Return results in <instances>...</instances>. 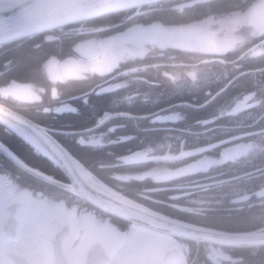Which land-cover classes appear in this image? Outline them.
Here are the masks:
<instances>
[{"label":"flooded vegetation","instance_id":"1","mask_svg":"<svg viewBox=\"0 0 264 264\" xmlns=\"http://www.w3.org/2000/svg\"><path fill=\"white\" fill-rule=\"evenodd\" d=\"M217 41H184L199 48L186 47L182 42L149 47L155 64L164 65L161 72L186 95L211 94L216 89L213 86H221L215 95L234 79L220 94L229 88L228 104L224 109H214L215 116L228 120L216 124L212 152H203L204 145L186 147L183 140L179 141L180 134L173 139V128L184 130L176 122L185 113L162 123L169 141L162 151H156L151 138L114 136L119 126H110L101 138L80 142L88 152L80 153L77 144L70 149L90 176L123 200L152 211L175 208L182 194L211 185L237 194L224 202L225 207L264 209V200L243 198L253 191L264 196V164L254 168L253 155L247 152L252 143L264 142V86L250 85L248 76L252 73L247 71L253 69L246 67L264 51L261 47L252 51L255 43L232 47L230 42ZM196 71H203L202 79ZM127 84L124 79L123 86ZM100 90V94L108 91L104 87ZM260 155H264V147L255 157ZM205 158L217 161L213 168L200 167ZM46 165L45 173L69 182L51 161ZM56 188L7 163L0 169V197L4 198L0 199V264H166L164 253L173 246L181 252L175 264H264V246L222 249L197 244L112 216L90 202L79 216L75 209L69 211L63 205L52 210L43 190Z\"/></svg>","mask_w":264,"mask_h":264},{"label":"trees","instance_id":"2","mask_svg":"<svg viewBox=\"0 0 264 264\" xmlns=\"http://www.w3.org/2000/svg\"><path fill=\"white\" fill-rule=\"evenodd\" d=\"M179 1L184 0L164 1L145 6L142 8L145 9V12L141 14L134 13L133 10H130L127 12L110 14L100 18V20L95 19L96 21L93 20L84 23H95L97 27H100L105 23L104 19L109 20L115 18L120 21V24L116 27L130 25L136 22L150 23L153 21H159L163 24H183L212 14H221L244 9L255 0H199L192 5L186 4L181 7L175 5ZM110 30L111 28H109V31ZM100 31L78 33L76 35H68V33L62 34V38L53 41H40L38 40V36L37 39L29 42H20L13 46H3L0 49V88L7 86V84L12 81H31L42 84L45 87L42 88L44 92L47 91L46 96L50 97L49 99L53 101L52 107L61 104L60 99L68 100L70 97L76 96L73 100L76 104V108L72 110L66 109L62 112H49L48 110L47 112L35 103L23 104L18 107L11 106L19 111H21L19 107H25L24 109H26V111L28 110L36 121L55 128L71 130L82 129L94 123L96 121L95 119L98 117L97 106L104 102V97L102 94H97L96 92L89 94L90 90H96L102 83L112 81V78H110V76L92 74L83 79L67 80L54 84L50 81L47 82L48 80L43 74L44 70L42 63L51 56L64 58L71 53L72 43L74 41L82 40L95 34L101 36L103 33ZM155 62L156 60H154L151 55L123 62L117 70L119 74L116 75V77H118L116 81L125 79L126 81L128 80V84L120 87L116 91L104 95L114 96L118 94L123 98L125 109L130 108L129 110H136L135 112L131 111L134 114H145L175 102L185 101V97L196 98L197 104H201L209 99L213 93L221 87L217 88L213 86V88L216 89L211 94H205V91H203V94H195L194 96L186 95L179 91L174 81L161 72L160 68L164 65L155 64ZM246 67L247 69L264 67V54L253 58L247 63ZM138 75H143L144 78L138 80L136 77ZM248 77H250L249 83L252 87L262 88L264 86V71L249 74ZM222 82L223 81H221L220 84ZM120 90L127 92V95H130V97H122ZM53 92H57L56 94L58 97L51 96ZM137 92L138 94L133 95ZM224 93H229V88ZM87 94L91 95L89 104L83 101L84 95ZM218 98L208 106L200 109L190 106L177 107V110L182 108L186 111L188 109L190 113L185 114L184 118L176 122L178 126L184 130L173 128V139H176L178 134H180L179 141L183 140L186 147L204 145L205 149L203 152H212V142L214 136H216L215 126L219 121L222 123L223 120H228L226 116H215L216 113L213 104ZM128 99H131V101L128 103L124 102ZM123 118L126 120L132 119L133 121H140L141 123L139 125H136L135 122L133 123L142 130H138L137 127L129 124L128 126L126 125L125 129L121 132H131L135 133L136 136L151 139L155 137V133L157 132L158 135H160L157 138L164 137L163 131L158 129L155 130L154 128L151 129L149 125H147L149 119H135L127 116ZM55 136L69 145L72 143L74 144L78 137V135L73 134H55ZM0 140L9 146L15 153L23 156L29 163H36V160L31 156L36 154L33 147L1 122ZM179 146L180 144H178V147ZM78 149L82 153L88 152L84 146L79 145ZM263 164L264 155L252 157V165L254 168H260ZM236 195L237 194L234 192L220 191L213 187V185L206 188L202 187L201 189L195 188L179 197V205L177 207L166 208L161 211L174 218L212 229L253 231L264 228V209L262 210L260 207L255 206L245 208L225 207L224 202L227 203L231 201ZM245 196H250V198L247 199L249 201L264 200V196L261 197L260 194H257L255 191L243 194V198H245Z\"/></svg>","mask_w":264,"mask_h":264},{"label":"water","instance_id":"3","mask_svg":"<svg viewBox=\"0 0 264 264\" xmlns=\"http://www.w3.org/2000/svg\"><path fill=\"white\" fill-rule=\"evenodd\" d=\"M159 1L163 0H0V44L41 33L69 23L87 20L114 11L139 7ZM233 80H231V82ZM231 82H229V84ZM228 85L217 92L208 101L196 107L208 105L223 92ZM180 104L190 103L184 102ZM111 117L112 116L107 117L100 124L86 130L60 131L44 127L23 114L0 103V120L19 129L48 152L69 177L71 181L70 185L60 183L28 167L19 161L1 143L0 152L22 169L41 179L73 190L80 189L84 192L87 201H90L110 214L129 221L177 237L195 240L196 242L204 241L229 247H256L264 245V231L236 233L202 228L162 217L119 199L86 176L81 171L74 157L51 134V132H87L103 125ZM179 258L180 252L177 247L169 249L164 255V261L170 264L177 262Z\"/></svg>","mask_w":264,"mask_h":264},{"label":"rangeland","instance_id":"4","mask_svg":"<svg viewBox=\"0 0 264 264\" xmlns=\"http://www.w3.org/2000/svg\"><path fill=\"white\" fill-rule=\"evenodd\" d=\"M242 10V11H241ZM158 26V29L156 28H145V29H139V28H121L115 31V33L119 31H124L116 36H114L110 40H93L90 41L82 46H78L79 49V56L73 59L66 60L65 62L56 61L55 59H49L46 62H43V69L46 70V72L50 75H54V73L57 75L61 71V75L59 74L58 77H69V78H77L81 76L85 71L93 72H109L115 67L117 68L121 64V60L125 58L130 57H136L141 56L145 53V50L149 48L150 46L153 47L155 45H162V44H176L179 45L181 42L184 45H187L186 47L191 48H199L191 46L190 44L184 43L187 39H195L197 41H203L206 40L208 42H216L222 41L225 43L230 42L231 46H240V43L245 42V36L241 33L240 29L242 26L245 28L251 29L252 33L254 34L255 39L257 37H260L264 35V0H257L253 2L250 6H247L244 9L235 10L231 12L221 13V14H212L208 17L191 23L186 26H173V27H164L163 25L155 24ZM114 33V32H112ZM170 36L165 38L164 35ZM173 39V40H172ZM177 40V41H174ZM217 41V42H218ZM264 40L256 43L253 46L252 51H256L257 48H260L264 51ZM263 45V46H262ZM261 50V51H262ZM220 50L219 52H221ZM39 64V63H38ZM196 73L199 74L198 79H202L203 71H196ZM54 75L53 77H56ZM197 79V78H196ZM195 79V80H196ZM112 88H115L114 86H110ZM109 87V88H110ZM1 94L4 97L13 96L19 99L24 100H33L34 98L38 97L37 91H40V88L36 86L35 84L31 83H17L12 82L7 84V86L1 88ZM122 97H130V95H127V92L120 90ZM228 93H224L222 96L218 98L213 104L216 109L221 110L224 109L225 106L228 104L229 99ZM103 100L104 102L97 106V116L101 119V117H107L112 110H120V112L127 111L131 114V111L135 112L136 110H129L125 109L123 105V98H121L118 94L114 96L110 95H104ZM10 98V97H9ZM131 99H128L124 102H130ZM185 101L190 102L194 105L197 104L196 98H189L185 97ZM85 102V101H84ZM86 103V102H85ZM160 110V109H159ZM158 111V110H157ZM25 112V111H24ZM156 112V111H155ZM28 113V110L25 112ZM188 114L190 113V110H184L180 108V110L173 111H163L156 115L157 117L153 120H150V123L154 124L157 122H164L165 120H172L176 117H182V114ZM197 113V112H196ZM200 114V113H199ZM134 115H140V114H134ZM172 117V118H170ZM139 125L140 121H133L126 120L123 117H117L113 120L112 124H116L117 126H123L126 127V125H133L134 127H137L134 125ZM155 130L161 128L160 126H152ZM103 131V130H102ZM163 131V135L161 138H157L158 133H155V137L151 139L156 143L157 150L156 151H162L163 146L168 144V139H166V131ZM160 131V132H161ZM90 135H86L85 140L89 138V140H94L97 138H101L104 134L101 132L97 133H89ZM135 135L134 133H125L121 132L119 134H114V136H121V137H131ZM84 138V137H81ZM80 138V140H81ZM264 140V136L262 137ZM83 140V139H82ZM259 140L256 141V143H252L249 145L247 152L251 153L250 155L256 156V153L263 149L264 142L262 144H259ZM239 146H237L238 149ZM237 149L235 151H237ZM225 159V158H224ZM223 160V159H222ZM215 160H212V158L208 159L205 158L204 161H201V168L211 166L214 164ZM210 164V165H209ZM213 167V166H212ZM0 199H4L3 197H0Z\"/></svg>","mask_w":264,"mask_h":264},{"label":"clouds","instance_id":"5","mask_svg":"<svg viewBox=\"0 0 264 264\" xmlns=\"http://www.w3.org/2000/svg\"><path fill=\"white\" fill-rule=\"evenodd\" d=\"M240 31L245 36L246 43L244 47H248L252 42H254V34L251 29L245 28L244 26L241 27ZM260 38L264 39V36H261ZM43 191L44 197L47 199V205L52 210H56L58 205H63L69 211L75 209L78 216L87 211L89 202L85 198L84 192L80 189L73 190L68 187L61 186L51 190L44 189Z\"/></svg>","mask_w":264,"mask_h":264}]
</instances>
